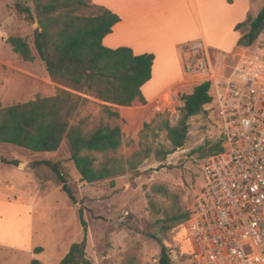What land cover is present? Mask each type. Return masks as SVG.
<instances>
[{"label": "rangeland", "instance_id": "374dc122", "mask_svg": "<svg viewBox=\"0 0 264 264\" xmlns=\"http://www.w3.org/2000/svg\"><path fill=\"white\" fill-rule=\"evenodd\" d=\"M250 3L249 15L256 16L264 6V0H250ZM18 5L28 6L34 15L30 0H0V107L25 103L36 97L53 96L58 90L71 91L52 81L37 57L33 62H24L11 51L7 43L9 37L24 38L32 48L37 28L36 22H27L17 12ZM198 35L195 40L204 42L213 52L226 51L236 37L233 30L212 26L203 27V32ZM261 38H264V31L258 39ZM242 51L237 49L234 53ZM169 64V77L173 78L178 73L182 75L179 66L174 71L176 60L172 64L170 60ZM196 84L181 79L176 86L179 93L172 99L164 95L157 102L141 104L136 101L130 107H112L119 114V119H107L102 115L104 104L93 98H88L89 102L80 110L79 117H88L90 124L95 125L102 120L104 124L120 127L123 145L109 157L129 159L140 150L151 151L150 158L138 167L137 175L127 172L113 179L89 184L81 182L70 161L65 141L55 153L50 154L32 153L0 144V186L4 198L12 200L20 197L33 204L35 226L44 248L37 254L41 264H61L70 245L82 241L80 210L87 228L85 256L91 264H159L162 245L168 249L169 259L178 244L184 252L187 251L183 242V226L162 233V224L158 221L163 219L161 212L169 209L174 200L182 213L190 211L200 190L204 159L193 151L206 142L216 143L217 132L207 104L204 113L189 120L185 145L159 161L161 151L171 148L165 132H159L153 120L162 115L171 125L176 124L183 105L180 97L191 93ZM145 125L149 127L144 128ZM2 159L16 161L17 166L5 164ZM37 161L59 164L75 203L61 191V184L53 171L43 165L35 166ZM157 186H162L174 197L169 199L158 195L155 193ZM150 200L155 208H151ZM148 233L157 234L158 239L148 237Z\"/></svg>", "mask_w": 264, "mask_h": 264}, {"label": "trees", "instance_id": "16d2710c", "mask_svg": "<svg viewBox=\"0 0 264 264\" xmlns=\"http://www.w3.org/2000/svg\"><path fill=\"white\" fill-rule=\"evenodd\" d=\"M34 15L28 6H17L16 10L27 22L37 23L33 47L26 39L11 36L7 43L11 51L24 62H33L37 57L54 82L71 91L58 90L53 96L36 97L25 103L0 107V144L10 145L32 153H55L63 141L66 142L75 170L81 182L97 183L113 179L127 172L137 175L138 167L151 156L148 149L134 153L129 159L109 157L123 145L120 127L104 124H90L88 117H79L80 110L89 102L88 98L102 102L101 114L107 119H119L112 107H130L136 101L146 104L142 87L151 79L153 54L134 55L127 47L111 49L105 47L103 39L112 32L120 18L93 0H30ZM232 4L233 0H226ZM240 38L238 47L252 46L264 31V6L256 16L248 15L246 20L235 26ZM182 107L176 124L171 125L162 115L153 120L159 132H165L171 150L161 151L159 161L182 148L188 140L189 120L204 113V106L211 102L209 84L194 86L191 93L180 97ZM145 125L144 128H148ZM222 151L220 141L206 142L193 151L207 158ZM100 156V161H98ZM1 162L17 166L16 161ZM35 166H46L53 171L61 191L75 203V198L66 185L58 163L37 161ZM155 193L171 199L162 186ZM177 199V198H176ZM151 208L155 204L150 200ZM159 213V212H158ZM157 213V214H158ZM162 233L184 224L190 215L182 213L174 200L169 209L161 212ZM83 239L70 245L61 264H91L85 256L86 222L79 211ZM148 237L158 239L155 233ZM42 248L34 249L38 254ZM159 264H169V254L162 245ZM30 264H41L33 259Z\"/></svg>", "mask_w": 264, "mask_h": 264}, {"label": "built area", "instance_id": "2783aa9c", "mask_svg": "<svg viewBox=\"0 0 264 264\" xmlns=\"http://www.w3.org/2000/svg\"><path fill=\"white\" fill-rule=\"evenodd\" d=\"M179 62L183 80L209 84L222 151L202 161L187 251L178 244L169 264H264V38L228 54L190 41Z\"/></svg>", "mask_w": 264, "mask_h": 264}, {"label": "crops", "instance_id": "0c3cea01", "mask_svg": "<svg viewBox=\"0 0 264 264\" xmlns=\"http://www.w3.org/2000/svg\"><path fill=\"white\" fill-rule=\"evenodd\" d=\"M93 2L121 19L103 39L105 47H127L134 55H154L151 79L141 90L149 103L157 102L164 95H168L170 99L178 95L179 89L176 86L181 82L182 75L178 73L173 78L169 77L168 63L171 60L172 64L176 60L174 71L177 66L181 71L179 48L197 39L198 34L203 32V27H222L236 33L232 45L226 51L218 52L228 54L237 49H245L237 46L240 34L235 31V26L245 21L249 15L250 0H233L232 4H228L226 0ZM2 189L0 186V264H30L33 259L40 261L34 249L44 248L38 235L40 233L36 230L33 204L20 197L7 200Z\"/></svg>", "mask_w": 264, "mask_h": 264}]
</instances>
